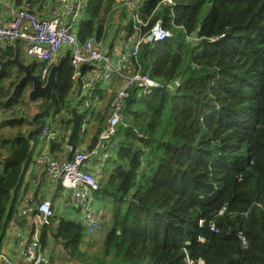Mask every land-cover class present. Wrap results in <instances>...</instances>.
Wrapping results in <instances>:
<instances>
[{"label": "trees", "instance_id": "obj_1", "mask_svg": "<svg viewBox=\"0 0 264 264\" xmlns=\"http://www.w3.org/2000/svg\"><path fill=\"white\" fill-rule=\"evenodd\" d=\"M11 1L37 16L34 7L43 4ZM123 1L85 0L79 40L109 41L111 50L117 41L148 37L160 23L171 38L143 44L125 73L148 75L162 87L147 95L131 87L124 99L112 141L117 156L104 161L114 170L96 174L105 237L89 236L81 220L60 212L59 184L53 215L39 227L41 245L62 246L73 264H264V0H133L141 24L126 8L116 10ZM116 14L126 24L113 22ZM45 66L37 64L41 72ZM75 74L67 52L54 93L34 112L25 89L9 100L20 75L0 89V254L8 230L37 218L46 199L47 164L26 181L44 128L51 122L60 129L49 152L63 164L93 151L108 126L122 85L117 77L108 88L98 81L88 99L78 97L82 133L67 147L71 94L83 88ZM30 229L31 240L36 226Z\"/></svg>", "mask_w": 264, "mask_h": 264}, {"label": "built area", "instance_id": "obj_2", "mask_svg": "<svg viewBox=\"0 0 264 264\" xmlns=\"http://www.w3.org/2000/svg\"><path fill=\"white\" fill-rule=\"evenodd\" d=\"M59 2L67 16L65 20L62 17L41 19L25 9L11 7L10 18L5 21L0 20V42L25 41L27 55L46 64L42 69L43 79L48 75L50 68L58 62L62 50L65 49L69 53L70 66L76 70L74 79L81 78L83 89L87 90L82 98L88 99L92 96L98 81H103L105 84L109 83L113 77L122 79V86L112 105L113 110L108 126L100 136L99 145L93 151H79L71 160L63 164L53 160L49 151L44 152L40 157V161L48 166V175L58 176L59 184L64 189L66 196L61 197L60 207L80 209L87 234L95 239H103L106 234L104 222L94 198L95 192L99 191L100 187L95 175L90 172V164L98 160L105 161L112 156L114 149L112 141L117 135L118 127L123 122V102L128 97L129 89L137 87L139 95H147L154 89L162 87L148 75L140 73L127 75L125 73L127 65L132 58L137 57L143 44L163 42L170 39L171 34L158 23L148 37L132 40L134 43H130L129 47L117 55L103 50L102 44L96 40L92 39L84 43L79 40L76 30L81 24L85 0H59ZM5 5V0H0V13ZM120 5L131 7L133 0H124ZM130 16L137 24H141L138 9L131 12ZM85 65L98 69V74L95 70V75L89 79L82 77L78 71ZM167 88L172 89L173 87L168 85ZM88 104L89 102L86 101L82 108L88 107ZM42 136L45 143H50L61 138V131L49 123L44 128ZM97 171L101 172L100 169ZM36 210L38 213L35 221L36 231L31 240L25 239L24 241L23 249L20 251L21 264H58L52 259L56 252L43 248L40 243L39 227L48 224V219L53 215L51 201L41 202ZM212 230H215L214 226ZM0 264L15 263L9 256L1 253Z\"/></svg>", "mask_w": 264, "mask_h": 264}, {"label": "crops", "instance_id": "obj_3", "mask_svg": "<svg viewBox=\"0 0 264 264\" xmlns=\"http://www.w3.org/2000/svg\"><path fill=\"white\" fill-rule=\"evenodd\" d=\"M5 2H6V5L4 6V8H1V13H0V20L1 21H5V20H8L10 18V9H11V7H13L12 6V3L13 2L11 0H5ZM136 4L137 3L134 2L131 7L130 6H126V5H120V4H118L117 7H116V10H120L121 8L124 7V8H126L128 10V13H129V16H130L131 12H133L135 10ZM34 9H36L35 11L38 12V16L41 19H53V18H56V17H62V19L65 20L67 18V16L64 14V10H63V8L60 5L59 0H43V4L40 3V5L35 6ZM130 18H132V16ZM125 20H127V19H125ZM114 32L115 31H113V33ZM100 43L102 44V49L103 50L110 51L112 53H116L117 55L119 54L120 51L125 50L128 47V44H126V43H121L120 44L119 41H118L117 43H115L113 45V48L111 50H109L108 49L109 48L108 46H110L109 41H107V42L102 41ZM5 46H12V47L13 46H16L19 50H21L23 53H25V55L23 54V57L24 58L27 57V58H30L31 59V57H29L27 55V53L25 52L26 49H27V43L25 41L18 40V41H15V42L14 41L13 42H7V41L0 42V47H5ZM10 53L13 56L14 55V50H11ZM64 54L67 56V51L65 49L62 50V52H61V54L59 56V59ZM37 64L38 65H41V61H37ZM82 67L79 69L80 72L82 71L81 70ZM95 70L96 69L94 68V71ZM94 71L89 72L86 75H83L82 74V77H84L85 79H89L90 77H92L93 75H95V72ZM96 72L98 74V69L96 70ZM78 82H75V83L77 84ZM105 84L107 85L106 88H108V86H109L110 83H105ZM120 87H119L118 91L120 90ZM86 91L87 90H85L83 88L81 89L79 86L75 87L73 93L71 94L72 102L77 101L78 100V97L80 99H82V96H83V94ZM109 91H112V90H109ZM118 91H117V93H118ZM83 147H85V146H83ZM46 151H49V143L48 144L45 143V148L40 153H36V154H38L37 162L35 164H32V166H31V168H32V170H31L32 171V174L30 175L29 180H31L33 176H36L37 173H39L38 176H40V173L43 172V170L40 169V167H41L40 164H42L41 161H40V157ZM67 155H68V152H67ZM43 165H44V163H43ZM96 167H99L100 168L101 166H97L96 165L95 167H93L92 173L95 174V175L98 173ZM28 172H30V169H29ZM49 178L50 179L48 180V182H46V185L43 186V189H44V192L46 193V199L45 200H49V201L52 202L53 197L55 196L56 191L58 189L59 181H58V177L57 176H52V177L49 176ZM34 183L36 185L38 184L37 181H34ZM59 195H61L62 198L66 196V194L64 192H61ZM58 198L59 197H57V199ZM59 202H60V198H59L58 203H57V208H59V210H60V212L62 214H65V215L66 214H71L73 219H76L77 218L78 220H81L83 222V216H82L81 212H76L75 207H71L70 209H62L60 207ZM36 220L37 219H34V221H36ZM26 225L23 228H18V227L13 228V230H14L13 233L11 232L12 228L10 230H8L7 235H6V238L4 240V245H3L4 247H3L2 251H1V253H4V251L7 250V252L5 253V255L9 256L13 260V262L15 264H21L20 251L23 249L22 247H23V244H24L25 239H28V232L31 231L30 226L27 227ZM11 234H13L14 237L10 240V243L8 245L7 244V237L9 235H11ZM48 248L51 251H55L56 252V255H53V257H56V259L58 261V258H57V250L59 249V247L57 245H55L54 243H51Z\"/></svg>", "mask_w": 264, "mask_h": 264}, {"label": "water", "instance_id": "obj_4", "mask_svg": "<svg viewBox=\"0 0 264 264\" xmlns=\"http://www.w3.org/2000/svg\"><path fill=\"white\" fill-rule=\"evenodd\" d=\"M14 50L12 56L10 51ZM67 56L64 54L58 62L50 68L45 79L37 67V62L23 57V52L16 46L0 47V88L9 85L15 76L22 77L15 85L9 100L15 99L19 90H27V98L30 104L38 105L45 97L51 96L57 87V77L62 70ZM80 101L73 102L71 123L72 128L68 137L67 147L73 149L77 144L81 131L83 115L78 111Z\"/></svg>", "mask_w": 264, "mask_h": 264}, {"label": "rangeland", "instance_id": "obj_5", "mask_svg": "<svg viewBox=\"0 0 264 264\" xmlns=\"http://www.w3.org/2000/svg\"><path fill=\"white\" fill-rule=\"evenodd\" d=\"M135 15V14H134ZM123 19V18H122ZM122 19H121V21H122ZM117 20V23L118 24H120V23H124V24H126V22H127V20H125V19H123V21L121 22L120 20H119V15L118 14H116V16H115V20L113 21V22H115ZM116 26V25H115ZM114 26V27H115ZM117 30V27H115L113 30H112V32L113 31H116ZM123 35L121 34V37H122ZM136 36V35H135ZM134 39H136V37L134 38ZM134 39H133V41H134ZM111 41H112V38H111ZM110 41V42H111ZM132 40L131 41H129V43H128V47L130 46V43H134ZM118 42V41H117ZM120 44H121V42H120ZM24 51V50H23ZM26 52V51H25ZM24 55H25V53H23ZM31 60H33V61H38L35 57H31ZM74 78H75V75H74ZM180 86V85H179ZM121 88V87H120ZM119 92V91H118ZM27 91H25V93H24V99H26V101L29 103V101H28V98H27ZM117 95H118V93H117ZM29 107L31 108V112H34L33 111V109H35V107H36V105H33V104H30L29 103ZM25 110H27V108H26V106H25V108H24ZM81 139H82V137H81ZM33 146L35 147V151H36V153H40L44 148H45V144L43 143V141L41 140V141H39V142H37V144H33ZM117 156V151H115V150H113V152H112V158H115ZM34 158H35V162H37V160H36V158H37V156H36V154L34 155ZM101 166L100 168L99 167H96L97 169H102V167H103V170H104V172L105 173H107V174H109L110 175V173L111 172H113V170H114V166H113V164L109 161V163H104V161L103 160H98V161H94V162H92L91 164H90V172H92V169H93V167H95V166ZM32 168L30 167V172L28 173V175H27V177H26V180L28 181L29 180V178H30V175L32 174ZM101 172H99L98 171V174H100ZM93 174V173H92ZM95 175V174H94ZM58 177V176H57ZM95 177H96V175H95ZM97 179V178H96ZM106 204V202H105V199H101V198H99V199H95V205H96V207L98 208V210L99 211H102V209H105L104 208V205ZM33 224H34V220L31 218V217H28L27 218V227L28 226H30V228L33 226ZM13 228H15V227H12V230H11V232L13 233L14 232V230H13ZM14 237V235L13 234H11V235H9L8 237H7V244L9 245V243H10V240L12 239ZM4 247V246H3ZM59 247V249L57 250V258H58V262H59V264H73V263H70L69 261V256H67V254H66V252L64 251V249H63V247L62 246H58ZM7 252V250H5L4 251V254ZM67 260H69L68 262H67Z\"/></svg>", "mask_w": 264, "mask_h": 264}, {"label": "flooded vegetation", "instance_id": "obj_6", "mask_svg": "<svg viewBox=\"0 0 264 264\" xmlns=\"http://www.w3.org/2000/svg\"><path fill=\"white\" fill-rule=\"evenodd\" d=\"M21 77H22V74H21ZM21 77H18V79L16 80V84L18 83V81H19V79H20ZM16 84H15V85H16ZM15 85L13 86L12 92H13V90H14ZM0 89H1V88H0ZM23 90H24V88L20 89L19 92H18V94H17V96H18V95L21 93V91H23ZM25 91H27V90L25 89ZM17 96H16V97H17Z\"/></svg>", "mask_w": 264, "mask_h": 264}, {"label": "clouds", "instance_id": "obj_7", "mask_svg": "<svg viewBox=\"0 0 264 264\" xmlns=\"http://www.w3.org/2000/svg\"><path fill=\"white\" fill-rule=\"evenodd\" d=\"M141 1H142V0H140L139 3H140ZM144 1L146 2V1H149V0H144ZM144 1H143V2H144ZM135 9H136V8H135ZM137 9H138V7H137ZM138 10H139V9H138ZM50 123H51V122H50ZM35 219H36V218H35ZM33 220H34V219H33ZM33 225H35V221H34V224H33ZM35 226H36V225H35Z\"/></svg>", "mask_w": 264, "mask_h": 264}]
</instances>
